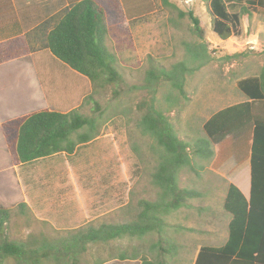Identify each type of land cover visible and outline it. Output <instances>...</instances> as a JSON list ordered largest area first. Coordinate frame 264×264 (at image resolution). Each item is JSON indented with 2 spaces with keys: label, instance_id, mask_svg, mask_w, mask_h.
Masks as SVG:
<instances>
[{
  "label": "trees",
  "instance_id": "trees-1",
  "mask_svg": "<svg viewBox=\"0 0 264 264\" xmlns=\"http://www.w3.org/2000/svg\"><path fill=\"white\" fill-rule=\"evenodd\" d=\"M64 1L67 7L62 17L42 44L46 55L55 62L51 70L64 71L60 79L74 74L84 77L94 86H101L94 87L95 90L118 81L116 58L105 40L116 29L128 34L132 19L127 17L132 18V14L124 12L119 0ZM161 1L176 9L170 0ZM208 13L212 32L225 42L241 34V18L255 13L264 21V0H208ZM185 16L202 39L198 17L191 11L179 12L180 18ZM185 50L187 58L168 69L152 66L146 72L145 87H141L150 96L137 104V127L150 138V150L157 162L151 174L156 199L139 200L136 213L127 207L129 219L89 224L64 236L10 239L5 226L12 217H20L27 210L14 167L60 154L73 155L77 146L96 138V126L94 119L74 110L58 111L45 105L1 125L8 167L0 172V264H82L90 246L134 239L142 243L148 237L162 235L169 227L167 217L186 206L187 199L195 195L179 187L180 172L188 169L198 174L203 170L200 164L214 157L213 146L226 139L232 140L227 159L233 157L240 165L248 158V195L228 184L223 200V210L230 217L227 238L220 246H201L194 264H264V65L258 75L237 80V90L245 100L213 113L202 125L204 138L188 143L177 136L167 114L178 103V96H186L188 75L198 71L210 54L203 43L186 45ZM159 85H167L171 93L159 98ZM159 250L165 252L161 247ZM141 264L164 263L144 258Z\"/></svg>",
  "mask_w": 264,
  "mask_h": 264
},
{
  "label": "rangeland",
  "instance_id": "rangeland-1",
  "mask_svg": "<svg viewBox=\"0 0 264 264\" xmlns=\"http://www.w3.org/2000/svg\"><path fill=\"white\" fill-rule=\"evenodd\" d=\"M170 2L176 9L166 7L161 0H119L124 12L133 17H127L132 19L129 20L128 34L116 29L105 40L107 49L116 58L120 79L104 85L103 89L95 90L94 87L101 86H94L76 74L60 79L64 71H52L51 67L42 70L44 62L55 63L52 56L37 66V71L41 69L39 77L24 73L23 77L17 78L22 84L32 78L37 82L39 79L38 87H44L43 92L49 100L65 102V111L74 110L95 120L96 138L77 146L73 155L42 159L34 162L29 171L19 170L30 200L38 191L50 193L52 203L63 205L65 214L72 216L69 228L73 231L89 224L119 223L129 219L127 207L136 213L135 205L139 200L156 199L151 174L157 162L150 150V138L143 136L137 127L140 116L137 104L150 96L141 87H145V75L152 66L168 69L185 60L186 45L203 43L209 52L207 62L186 78V96H178V103L167 114L177 136L191 143L204 138L202 125L213 113L245 100L237 90V80L258 75L264 65V21L261 15L241 18V34L223 42L212 32L208 0ZM190 11L199 19L202 39L194 33L188 17H179V12ZM48 76L58 79L55 82ZM55 87L70 88L66 90V96V91L57 93ZM158 87H161L157 93L159 98L171 93L167 85ZM231 144L232 140L226 139L220 145H214V157L200 164L203 170L198 174L188 169L180 172L179 187L193 191L195 195L187 199L186 206L167 217V234L164 230L162 235L148 237L142 243L137 239L120 243L130 247L141 244L145 246L144 250L157 253L161 247L170 254L176 251V245L175 237L169 240L168 234L172 236L174 229H178L183 231L181 238L184 240L198 236L200 245H221L226 239L230 219L223 210L228 184L236 185L245 196L249 190L248 158L240 165L233 157L227 159ZM65 161L67 166H64ZM48 167L51 170L47 171ZM43 181L52 183L49 188L41 187ZM117 208L109 214L111 217L108 216V211ZM25 213L24 217H12L5 226L10 239L24 240L28 235L38 236L40 232L46 236L56 235L42 218L36 220L29 209ZM156 239L159 241L155 242ZM118 243L112 242L111 245ZM157 243L160 244L157 246ZM195 249L185 247L184 253L191 258Z\"/></svg>",
  "mask_w": 264,
  "mask_h": 264
},
{
  "label": "crops",
  "instance_id": "crops-1",
  "mask_svg": "<svg viewBox=\"0 0 264 264\" xmlns=\"http://www.w3.org/2000/svg\"><path fill=\"white\" fill-rule=\"evenodd\" d=\"M0 3L3 4L2 11H0V128L3 123L40 109L43 105L58 111H65L66 103L49 100L47 94L43 92L44 87H38L39 79L37 82L32 78L26 84H22L18 83L17 78L23 77L24 73L29 77H39L41 69H49L53 64L44 62L42 68L37 71V66L41 65L42 61L48 57L42 48V44L45 43L48 32L58 24L64 9L67 7L65 6L66 2L64 0H1ZM42 75H45V73ZM69 88L55 87V92L59 93L61 90L66 91ZM57 93L55 95L60 98L61 94L58 95ZM64 93L67 96L68 91ZM6 157L7 149L0 132V172L8 167ZM47 158L50 159L51 157ZM65 165L67 166L66 161ZM31 166L32 164L14 167L27 209L30 210L36 220L42 218V222H46L47 226L53 228L55 234L66 235V233L73 231L69 228L72 216L65 214L63 205H57V202L52 203L50 193H45L43 190L38 191L32 195V201L26 195L19 176V170L29 171ZM50 168L48 167L47 171L51 170ZM50 183L52 182L43 181L41 187L49 188ZM101 208L103 209V206ZM116 210L118 208L108 211V216ZM26 215L21 214L20 216L24 217ZM74 230H80V227ZM173 232L172 236L168 235L169 240H173L172 237H175L176 251H172L170 254L160 250L158 253L146 251L144 250L145 246L141 244L132 247L128 244L127 246L123 245L124 243H120L121 245L119 243L113 245L97 244L90 246V253L83 256L82 264H141L144 258L151 261H160L164 264H194L200 247L210 246L200 245L198 236L196 239L187 238L184 240L181 238L183 231L174 229ZM40 235H44V233L40 232L38 236ZM158 241L156 239L155 242ZM190 246L192 249L194 247L196 249L193 257L190 258L189 256L188 258V255L184 253V249L185 247L190 248ZM120 256L124 258L121 259ZM185 257L188 259H185Z\"/></svg>",
  "mask_w": 264,
  "mask_h": 264
}]
</instances>
